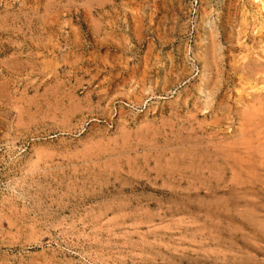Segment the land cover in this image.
I'll return each mask as SVG.
<instances>
[{
  "label": "rangeland",
  "instance_id": "obj_1",
  "mask_svg": "<svg viewBox=\"0 0 264 264\" xmlns=\"http://www.w3.org/2000/svg\"><path fill=\"white\" fill-rule=\"evenodd\" d=\"M149 1L0 0V264H264V0Z\"/></svg>",
  "mask_w": 264,
  "mask_h": 264
},
{
  "label": "crops",
  "instance_id": "obj_2",
  "mask_svg": "<svg viewBox=\"0 0 264 264\" xmlns=\"http://www.w3.org/2000/svg\"><path fill=\"white\" fill-rule=\"evenodd\" d=\"M123 2V1H121ZM130 6H145L146 4H149V0H124V3H126ZM144 11V9H142ZM138 12V11H137ZM140 12V11H139Z\"/></svg>",
  "mask_w": 264,
  "mask_h": 264
},
{
  "label": "bare ground",
  "instance_id": "obj_3",
  "mask_svg": "<svg viewBox=\"0 0 264 264\" xmlns=\"http://www.w3.org/2000/svg\"><path fill=\"white\" fill-rule=\"evenodd\" d=\"M212 49V48H211Z\"/></svg>",
  "mask_w": 264,
  "mask_h": 264
}]
</instances>
